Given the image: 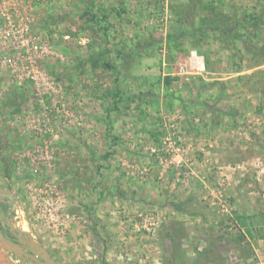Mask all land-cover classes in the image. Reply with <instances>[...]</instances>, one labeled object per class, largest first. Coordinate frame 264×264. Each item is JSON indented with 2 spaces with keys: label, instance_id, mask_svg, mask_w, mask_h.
<instances>
[{
  "label": "rangeland",
  "instance_id": "374dc122",
  "mask_svg": "<svg viewBox=\"0 0 264 264\" xmlns=\"http://www.w3.org/2000/svg\"><path fill=\"white\" fill-rule=\"evenodd\" d=\"M31 8L44 89L0 70L17 227L59 264H264V71L232 76L264 62V0Z\"/></svg>",
  "mask_w": 264,
  "mask_h": 264
},
{
  "label": "built area",
  "instance_id": "2783aa9c",
  "mask_svg": "<svg viewBox=\"0 0 264 264\" xmlns=\"http://www.w3.org/2000/svg\"><path fill=\"white\" fill-rule=\"evenodd\" d=\"M40 0H0V70L18 82L26 81L36 91L44 89L45 73L39 69L43 56L50 53L47 38L33 29L32 8ZM205 72L202 56L190 51L181 57L176 75H201Z\"/></svg>",
  "mask_w": 264,
  "mask_h": 264
},
{
  "label": "water",
  "instance_id": "95a60500",
  "mask_svg": "<svg viewBox=\"0 0 264 264\" xmlns=\"http://www.w3.org/2000/svg\"><path fill=\"white\" fill-rule=\"evenodd\" d=\"M0 196L10 197V192L0 188ZM8 227L14 233L15 241H11L0 234V251L4 250L11 254L19 260L20 264H57L47 256L44 247L30 239L24 231L14 227L11 223H8ZM23 237H28V239H23ZM38 258L41 261H38ZM1 259L3 262L8 260L3 255Z\"/></svg>",
  "mask_w": 264,
  "mask_h": 264
},
{
  "label": "flooded vegetation",
  "instance_id": "af4514ba",
  "mask_svg": "<svg viewBox=\"0 0 264 264\" xmlns=\"http://www.w3.org/2000/svg\"><path fill=\"white\" fill-rule=\"evenodd\" d=\"M0 188L10 192V197L0 196V234L3 237H5L11 241H15V235L13 232L10 231V228L8 227V223H11L14 227H17V225L12 220V206H13L14 197H13L11 191L8 188H6L5 186L0 185ZM28 237L30 238V236H28ZM28 237H23V239L24 238L28 239ZM35 242L37 244H39V242H37V241H35ZM39 245H41V244H39ZM41 246L44 247L43 245H41ZM44 249L47 252V256L50 257L54 262L59 264V262L56 261L55 257L45 247H44ZM2 255L8 259L7 261H4V263H6V264H20V262L17 258H15L11 254L5 252L4 250L0 251V264L3 263L2 259H1ZM38 261H41V259L38 258ZM26 264H29V263H26Z\"/></svg>",
  "mask_w": 264,
  "mask_h": 264
},
{
  "label": "crops",
  "instance_id": "0c3cea01",
  "mask_svg": "<svg viewBox=\"0 0 264 264\" xmlns=\"http://www.w3.org/2000/svg\"><path fill=\"white\" fill-rule=\"evenodd\" d=\"M256 70H263L264 71V62H262L260 65L253 66L248 70H245V71L243 70L242 72H236L232 76H241L242 74L254 72ZM232 76H229L226 79H228V78L230 79ZM263 105H264V103H263ZM1 264H6V263L3 262Z\"/></svg>",
  "mask_w": 264,
  "mask_h": 264
},
{
  "label": "trees",
  "instance_id": "16d2710c",
  "mask_svg": "<svg viewBox=\"0 0 264 264\" xmlns=\"http://www.w3.org/2000/svg\"><path fill=\"white\" fill-rule=\"evenodd\" d=\"M251 22H257V20L256 19H254V18H248V20H246V21H244V22H242V23H240V24H234V26H230V28H228V29H226V32L227 31H230V32H232V30L231 29H235V28H240V29H244L245 27L244 26H246L247 24H249V23H251ZM234 39H236V38H234ZM167 80V79H166ZM169 81L167 80V83H168Z\"/></svg>",
  "mask_w": 264,
  "mask_h": 264
}]
</instances>
